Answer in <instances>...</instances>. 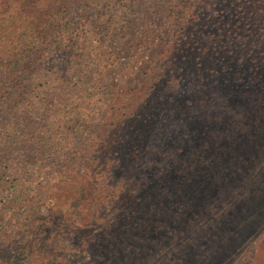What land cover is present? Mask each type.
Masks as SVG:
<instances>
[{"label":"trees","instance_id":"16d2710c","mask_svg":"<svg viewBox=\"0 0 264 264\" xmlns=\"http://www.w3.org/2000/svg\"><path fill=\"white\" fill-rule=\"evenodd\" d=\"M68 190L96 203L74 243L118 264L170 240L188 262L194 220L253 232L264 0H0V260L45 219L67 227Z\"/></svg>","mask_w":264,"mask_h":264},{"label":"rangeland","instance_id":"374dc122","mask_svg":"<svg viewBox=\"0 0 264 264\" xmlns=\"http://www.w3.org/2000/svg\"><path fill=\"white\" fill-rule=\"evenodd\" d=\"M92 99L96 101L97 97ZM96 110L92 109L91 112L94 114ZM68 191L67 196L60 200L61 203L55 204L58 207L62 205L63 210L70 212L66 219L67 227H57L54 221L45 219L44 234L37 238L36 231L33 230L25 242L14 245L11 252L0 260V264H118L113 261L114 257H111L107 249L102 251L99 248L96 252L87 253L86 249L74 243V237L81 229L93 226L96 203L95 205L91 202L81 203L77 198L73 200L72 190ZM110 210L109 206L102 208L99 213L101 219L111 213ZM191 223L195 224V227L187 232L182 228L175 229L177 235L185 239L189 253L188 262L180 258L183 246L170 240V249L162 254L159 260L149 258L147 262L136 264H159L158 262L161 264H264V220L253 232L245 236L233 230L228 232L233 223L239 224L231 217L226 218L225 222L216 223L212 219H200ZM40 225L42 226L40 222L36 224V226ZM211 228L214 229L213 232ZM195 229L201 230V236H192L196 234ZM105 238L101 236L100 241H105Z\"/></svg>","mask_w":264,"mask_h":264}]
</instances>
